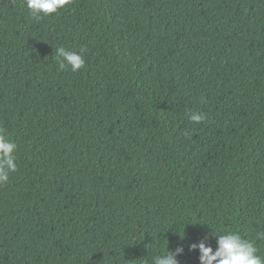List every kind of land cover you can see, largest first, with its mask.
Returning a JSON list of instances; mask_svg holds the SVG:
<instances>
[{"label":"trees","instance_id":"trees-1","mask_svg":"<svg viewBox=\"0 0 264 264\" xmlns=\"http://www.w3.org/2000/svg\"><path fill=\"white\" fill-rule=\"evenodd\" d=\"M0 132V264H199L213 230L264 257V0H0Z\"/></svg>","mask_w":264,"mask_h":264},{"label":"clouds","instance_id":"clouds-1","mask_svg":"<svg viewBox=\"0 0 264 264\" xmlns=\"http://www.w3.org/2000/svg\"><path fill=\"white\" fill-rule=\"evenodd\" d=\"M73 0H24L30 17L39 21L46 16L56 13L59 9L70 5ZM56 58L61 69L70 67L72 72H78L85 66L81 53L57 47ZM202 112H192L189 119L195 123L205 120ZM17 144L6 138L0 132V185L6 184L12 173L17 171L15 152ZM258 238H264V233H257ZM183 238V236L181 237ZM210 239L215 240V248ZM190 251H198L199 264H264V257L257 254L258 249L252 240L242 238L238 232H219L213 230L200 240L188 244ZM184 246L178 245L174 250H166L156 255L152 264H180L179 256L183 255Z\"/></svg>","mask_w":264,"mask_h":264}]
</instances>
